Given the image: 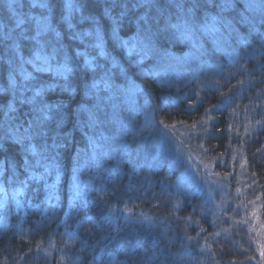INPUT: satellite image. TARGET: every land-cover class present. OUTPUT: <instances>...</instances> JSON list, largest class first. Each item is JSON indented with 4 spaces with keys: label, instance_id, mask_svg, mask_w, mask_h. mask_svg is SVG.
I'll return each mask as SVG.
<instances>
[{
    "label": "trees",
    "instance_id": "16d2710c",
    "mask_svg": "<svg viewBox=\"0 0 264 264\" xmlns=\"http://www.w3.org/2000/svg\"><path fill=\"white\" fill-rule=\"evenodd\" d=\"M4 2L0 0V29L13 39H19L21 30L37 36L39 22L47 16L73 55L74 70L68 79L73 91L53 86L43 96L47 103L63 105L52 113L46 144H53L57 131L67 140L59 148L49 147L47 159L36 156L26 173L25 153L3 137L17 124L27 127L32 106L19 103L20 89L9 87V79L14 85L30 84L24 76L33 73L39 82L65 81L55 75L59 56L52 60L51 72L37 74L31 63L23 62L51 53L56 44L51 34L39 35L40 43L19 39V55L6 52L11 39H0V89H9L0 94V105L16 99L17 111L9 115L18 117L6 123L0 113V199L6 200L0 206V264H61L63 254L66 264H264V255L253 254L248 237L204 210L203 196L179 190L176 171L156 154L154 138L156 131L172 133L201 121L198 135L190 138L214 172L221 162L236 170L242 163L249 195L258 198L264 232V0H232V7L223 11L199 0L208 6L191 15L187 8L196 0H183V13L167 7L172 0H158L166 9L163 15L156 7L132 8L137 0H122L130 11L117 36L128 42L127 48L112 35L111 20L103 14L105 0H71L82 5L71 16L74 30L83 34L79 39L72 38L62 18L66 0H55L52 11L33 8V0H18L15 14ZM250 2L253 7H248ZM120 11L117 6L111 15ZM145 13L153 18L155 34L147 54L137 44L134 22ZM19 15L26 20L22 29L15 26ZM89 16L99 23L103 54L91 47L95 40L90 33L96 26ZM212 17L221 22L213 24ZM185 21L190 31H185ZM85 49L93 68H85L84 57L74 55ZM171 74L188 78L169 85L163 79ZM93 81L96 86L89 90ZM115 91L127 94L126 109L123 100L115 99ZM32 94L24 92L25 97ZM143 102L151 125L140 132L135 112ZM61 118L63 126L57 129ZM42 143L44 139L32 141L38 152ZM9 161L16 165L15 177ZM7 193L17 197L16 204L7 201ZM67 238H74L70 245Z\"/></svg>",
    "mask_w": 264,
    "mask_h": 264
},
{
    "label": "snow or ice",
    "instance_id": "6c2138e0",
    "mask_svg": "<svg viewBox=\"0 0 264 264\" xmlns=\"http://www.w3.org/2000/svg\"><path fill=\"white\" fill-rule=\"evenodd\" d=\"M18 0H7V7L13 11L15 14V9L17 7ZM208 3L212 4L215 7H218L223 11L224 9L232 7V0H221L220 3H216V0H208ZM82 5L79 3H72L71 0H66L64 4V9L66 10L67 14L62 13L63 20L68 24V27L72 29L71 35L73 39H79L83 35L82 33H77L73 25L71 23V16L73 10H78ZM119 6L121 11L117 16H112L111 11L113 8ZM208 4H200L199 0H196V3L192 4L190 7L187 8V14H193L194 10L199 7H207ZM253 3H249L248 7H253ZM32 7H39L41 9H46L48 11H52L55 7V0L53 3L49 4L46 0H33ZM132 8H139V7H147L149 9L156 7L157 12L160 15H163L165 8L161 7L158 3V0H137V2L132 3ZM167 7H175L181 13L185 12V5L183 0H172V2ZM130 9L128 3L122 2V0H105V7H104V15L107 16L111 20V31L113 37H117V42L121 45V47H128L127 41H120L117 33L118 30L123 26L125 19L128 17ZM87 19L95 25V31L90 33L94 37L95 43L91 45V47L95 49H99L101 54H103V38L100 32L99 23L95 19V17L89 16ZM152 17H150L147 13L134 18L136 30H137V44L141 46L142 51L147 54L148 51L151 50L152 41L155 38V34L152 32ZM132 21L129 20V23ZM213 24H218L221 22L219 17H212ZM26 23L25 17L23 15H19L16 17L15 26L17 29H22V26ZM226 27H231L227 22H224ZM7 27L6 25L4 26ZM185 31L191 30V25L188 24V21H185ZM41 34H51L52 37L55 39L56 44H54L53 51L48 53L47 55H37L35 60L31 61H23V57L21 56V60L25 63H31L33 65V70L35 73H43V72H51L52 71V60L55 59L57 56L60 58L56 60V70L55 75L60 79L64 80L63 84L57 83V81H52V83H48L47 81L39 82L37 76H34L33 73H26L24 76L25 81L31 82L29 83H22L20 85H14L11 77L9 79V87L19 88L20 89V98L19 103L23 104H30L32 106L31 113L32 118L27 121V127H24V123H20L16 125L15 130H10L9 133L3 137V141L12 140L16 144H18L23 152L25 153V161L23 163V168L26 173H28L34 167V158L36 156H41L43 158H48L46 156V151L49 147L59 148L62 146L63 143L66 142L67 137H62L57 131L53 138V144L51 146L46 144V138L48 136L49 128L48 124L53 119L52 113L54 111H59L63 108V105L60 103L50 104L44 101L43 96L46 92L50 91L53 86L58 87L63 92H71L73 91L70 83L68 82L69 74L73 72L72 67V60L73 55L70 54L62 45L61 42V33L57 31L55 25L49 21L47 16L43 17L42 22H40V27L38 29L37 36L28 37L24 34V31L21 30L19 39H32L36 40L37 43H40L38 40V36ZM0 39L4 41L12 40L11 44H6V52H11L15 55L20 54V43L19 39H13L7 32H4L3 29H0ZM133 51L132 48H129V52ZM75 57H84V67L85 68H93V61L89 59V53L87 49L85 51H75ZM114 63L115 67L118 65ZM76 67H80L76 65ZM95 67H98L96 65ZM95 82L89 86V90L94 88ZM8 88L0 89V94H6L8 92ZM31 91L33 94L30 97H25L24 92ZM227 102V101H225ZM16 99H13L9 102H6L3 105H0V113H3L5 116V122L7 123L10 120L17 119L18 117L10 116V113L16 112L17 109L15 107ZM222 105H217L216 107H221ZM95 117L90 116V123H94ZM63 118L56 121L57 129L63 126ZM24 127V131L21 133L19 132V128ZM34 139H44L45 143L39 145L41 149L39 152L36 151V148L33 147L32 141ZM4 150V143L0 142V151ZM28 156L33 157V159H27ZM9 167L12 168L13 177L17 175L16 173V165L14 162L9 161ZM4 171L3 163H0V173ZM20 183L24 184L26 181H20ZM6 204V200L0 199V206ZM264 255V252H262Z\"/></svg>",
    "mask_w": 264,
    "mask_h": 264
},
{
    "label": "rangeland",
    "instance_id": "374dc122",
    "mask_svg": "<svg viewBox=\"0 0 264 264\" xmlns=\"http://www.w3.org/2000/svg\"><path fill=\"white\" fill-rule=\"evenodd\" d=\"M4 1L7 8V0ZM186 78L188 77L171 74L169 78H164L163 80L167 79V84L169 81V85H173V83ZM114 94H116L114 96L116 100L124 101L122 107L126 109L129 98L127 97L126 101L124 96H127V94L121 92V95H118V91H115ZM145 105V102H143L141 107L136 108L138 109L137 113L135 112L136 115L140 116V125L137 128L140 132L145 131L151 125L149 120L151 116L145 110ZM131 123L133 122L131 121ZM201 126L202 123L200 121L195 127L190 129L181 127V129L179 128L172 133L164 130H159L161 133L156 131L157 135L154 138L157 139L158 144L156 145L155 152L157 155L161 153L164 158L163 160L167 159L172 163L170 166L176 171L175 181L179 190L185 188L188 190L189 196H192L194 193H199L203 196L204 210L218 218L217 222L223 220L230 222L235 230H238L241 235L249 238L252 250L254 251L253 254H260L264 252V237L261 235L263 229L258 216L260 206L256 201L258 198L256 197L255 199L254 196L249 195L250 191L245 186L242 163L239 162L236 170L232 166L225 168L224 163L221 162L219 167V172L221 173L217 170L214 172L213 165L207 163L204 159L205 156L196 148V142L193 141L195 138H190V136L195 135L194 137H196L198 135L197 129ZM223 171H226L225 177L222 175ZM77 195L78 193H75V196ZM16 198L7 193V201H12V203L16 204ZM73 239L67 238L65 242L70 245ZM41 254L46 256L44 251H41ZM66 257L65 254L60 256L59 261L61 264H66L65 261L68 260H66ZM253 263L254 260L251 261V264Z\"/></svg>",
    "mask_w": 264,
    "mask_h": 264
}]
</instances>
